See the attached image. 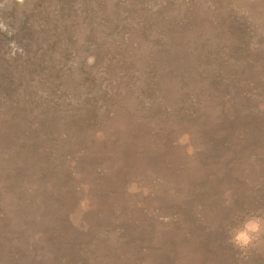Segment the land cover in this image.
<instances>
[{"label":"rangeland","instance_id":"374dc122","mask_svg":"<svg viewBox=\"0 0 264 264\" xmlns=\"http://www.w3.org/2000/svg\"><path fill=\"white\" fill-rule=\"evenodd\" d=\"M264 0H0V264H264Z\"/></svg>","mask_w":264,"mask_h":264},{"label":"clouds","instance_id":"9594fccd","mask_svg":"<svg viewBox=\"0 0 264 264\" xmlns=\"http://www.w3.org/2000/svg\"><path fill=\"white\" fill-rule=\"evenodd\" d=\"M261 230H264V220H261L259 217L250 218L245 221L242 229L234 233L232 239L234 243L244 248L252 242L254 234Z\"/></svg>","mask_w":264,"mask_h":264}]
</instances>
